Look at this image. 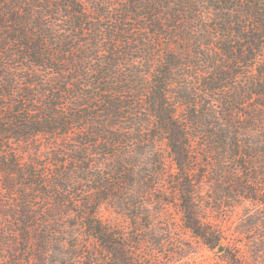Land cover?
<instances>
[{
	"label": "trees",
	"instance_id": "obj_1",
	"mask_svg": "<svg viewBox=\"0 0 264 264\" xmlns=\"http://www.w3.org/2000/svg\"><path fill=\"white\" fill-rule=\"evenodd\" d=\"M195 242L264 264V0H0V264Z\"/></svg>",
	"mask_w": 264,
	"mask_h": 264
},
{
	"label": "rangeland",
	"instance_id": "obj_2",
	"mask_svg": "<svg viewBox=\"0 0 264 264\" xmlns=\"http://www.w3.org/2000/svg\"><path fill=\"white\" fill-rule=\"evenodd\" d=\"M104 212L106 213V215L110 214V210H108L106 207L104 209ZM195 250L196 255L194 257V260L197 262V264H227L225 258L222 256L224 250H217L218 252H212L205 246H203L200 242H195ZM194 260L191 261L193 262Z\"/></svg>",
	"mask_w": 264,
	"mask_h": 264
},
{
	"label": "water",
	"instance_id": "obj_3",
	"mask_svg": "<svg viewBox=\"0 0 264 264\" xmlns=\"http://www.w3.org/2000/svg\"><path fill=\"white\" fill-rule=\"evenodd\" d=\"M224 249L223 248H220L219 251H223Z\"/></svg>",
	"mask_w": 264,
	"mask_h": 264
}]
</instances>
